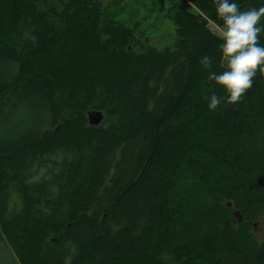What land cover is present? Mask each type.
Listing matches in <instances>:
<instances>
[{
    "label": "trees",
    "instance_id": "1",
    "mask_svg": "<svg viewBox=\"0 0 264 264\" xmlns=\"http://www.w3.org/2000/svg\"><path fill=\"white\" fill-rule=\"evenodd\" d=\"M40 1L0 0V237L20 264H264V74L227 103L211 78L226 70L223 40L181 8L175 46L125 45L121 58L89 59L85 78L54 60L64 31L98 43L97 6ZM191 1L222 30L214 0ZM96 110L101 124H86ZM12 188L23 205L10 214Z\"/></svg>",
    "mask_w": 264,
    "mask_h": 264
},
{
    "label": "rangeland",
    "instance_id": "2",
    "mask_svg": "<svg viewBox=\"0 0 264 264\" xmlns=\"http://www.w3.org/2000/svg\"><path fill=\"white\" fill-rule=\"evenodd\" d=\"M97 6L99 18L96 19L97 27L95 29L98 33L97 44L95 40H87L84 42L77 38L79 31H64V41L60 42L63 45L61 52L55 58L58 64H70L75 73H79L82 77L87 76L94 69V62H89V59L94 57L98 62L103 57L114 56L121 58L126 50L125 45L131 51H143L147 47H154L157 49H164L167 47L175 46L179 39L178 26L175 21L176 12L181 8H188L195 13L199 12L201 16L209 21V26L216 32H221L220 28L215 26L213 21L201 13L196 3L191 0H90ZM67 0H50L51 5L57 6L62 9ZM43 0L40 1V4ZM47 7V5H46ZM87 10V8H86ZM89 21L87 20V26ZM87 30V29H86ZM89 31H83V34ZM96 45V48L103 51H91ZM264 45V44H263ZM221 64L227 67V61L223 59L221 54ZM115 69V68H114ZM89 70V71H88ZM88 71V72H87ZM80 78V77H78ZM76 76L70 77L67 82V87L64 91V98L68 102L76 86ZM88 118V119H87ZM89 121V115L86 117L85 123ZM0 133L4 134L3 131ZM5 136H10L6 134ZM195 137V140H194ZM190 139L191 143L197 140L194 136ZM190 160V157L188 161ZM40 169V168H39ZM38 169V170H39ZM48 170V167H42L38 172L33 175V181H39ZM176 194L171 195L172 204H179L180 201H185ZM23 199L20 193L12 188L9 213H17L22 210ZM189 209V206L186 207ZM260 236H264V224H260L256 228ZM4 237V239L2 238ZM0 237V264H20L15 251L12 250L7 244L5 236Z\"/></svg>",
    "mask_w": 264,
    "mask_h": 264
},
{
    "label": "clouds",
    "instance_id": "3",
    "mask_svg": "<svg viewBox=\"0 0 264 264\" xmlns=\"http://www.w3.org/2000/svg\"><path fill=\"white\" fill-rule=\"evenodd\" d=\"M214 3L216 16L223 21L219 33L223 40L220 48L227 67L219 74L213 73L211 78L228 93L226 102L236 104L253 87L257 73L264 74V46L259 43L260 35L264 33L261 24L264 6L242 11L236 0H214ZM199 63L205 69L212 66L208 55L202 56ZM221 101V97L213 94L207 106L215 110Z\"/></svg>",
    "mask_w": 264,
    "mask_h": 264
},
{
    "label": "water",
    "instance_id": "4",
    "mask_svg": "<svg viewBox=\"0 0 264 264\" xmlns=\"http://www.w3.org/2000/svg\"><path fill=\"white\" fill-rule=\"evenodd\" d=\"M103 119H104V113L100 110L91 111L89 113V122L92 125H100ZM228 205L231 206V203H229ZM234 215L240 222L243 220V215L240 212V210H236L234 212Z\"/></svg>",
    "mask_w": 264,
    "mask_h": 264
}]
</instances>
